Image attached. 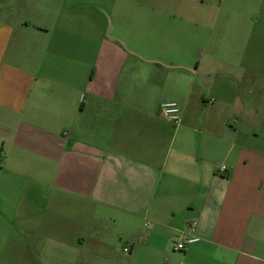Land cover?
<instances>
[{"label":"crops","instance_id":"obj_1","mask_svg":"<svg viewBox=\"0 0 264 264\" xmlns=\"http://www.w3.org/2000/svg\"><path fill=\"white\" fill-rule=\"evenodd\" d=\"M68 1L0 0V264H264V0Z\"/></svg>","mask_w":264,"mask_h":264},{"label":"built area","instance_id":"obj_2","mask_svg":"<svg viewBox=\"0 0 264 264\" xmlns=\"http://www.w3.org/2000/svg\"><path fill=\"white\" fill-rule=\"evenodd\" d=\"M162 116L166 121L170 122L174 126H178L183 121L182 109L178 102L168 101L161 105ZM222 173L227 171L226 165L220 167ZM199 239L197 237H176L173 241V250L177 252H185L188 250L189 246L197 242ZM128 251V249H126Z\"/></svg>","mask_w":264,"mask_h":264},{"label":"rangeland","instance_id":"obj_3","mask_svg":"<svg viewBox=\"0 0 264 264\" xmlns=\"http://www.w3.org/2000/svg\"><path fill=\"white\" fill-rule=\"evenodd\" d=\"M81 1L84 2V3H81L80 7L85 9V11H87V10H95L96 7L92 3V0H81ZM107 1H109V0H107ZM61 2H62V0H53L52 4H53L54 7H57V6H59V3H61ZM68 3H69V5H73V4L76 5L77 4L76 0H69ZM102 16H103V14H102ZM87 17H92V16H86V18ZM105 17H106L105 21H106V24L108 26V29L106 30V32H107V35H110L111 26L109 24H110L111 21L109 20L108 15H105ZM259 132H260L261 135H264V127H260L259 128Z\"/></svg>","mask_w":264,"mask_h":264}]
</instances>
